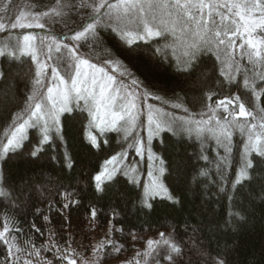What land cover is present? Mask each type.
I'll return each instance as SVG.
<instances>
[{
    "label": "snow or ice",
    "instance_id": "obj_1",
    "mask_svg": "<svg viewBox=\"0 0 264 264\" xmlns=\"http://www.w3.org/2000/svg\"><path fill=\"white\" fill-rule=\"evenodd\" d=\"M13 3L14 0H8V8L0 15V33L11 35L16 29H45L46 24L54 25L70 14L79 17V21L74 20L75 26L63 33L50 29L39 41V46L35 43V35L24 34L22 42L18 39L0 50V56L7 55L13 60L28 55L36 65L31 91L22 101L19 111L11 113V119L0 136V161L9 154L24 150L29 143L32 145L29 155L33 159L38 158L50 143H66L61 117L72 111L71 101L75 100L78 105L82 101V111L87 112L85 139L92 148L100 147L92 129L100 136L111 132L122 134L120 150L106 159L101 171L92 177L97 192H102L105 185L114 182L118 175H123L129 184L141 185L139 162H129L130 152L134 151L142 159L146 156L149 162V179L143 182V191L139 193L142 207L150 211V201L156 197L166 198L173 205L179 204V198L161 180L168 171L166 161L152 147L153 140L164 132L187 137L188 140L195 137L200 142L198 159L204 162V167L194 170L195 178H207L209 184H216L221 192L229 183L235 189L251 180L250 170L255 167L252 154L264 161V107L259 105L264 88L258 91V86L250 87L245 76L243 86L250 88L254 97L252 108L247 106L243 96L236 93L216 100L213 106L215 93L210 91L206 93L207 105L202 106L200 112L192 113L178 102L175 93V98L169 99L166 94L153 91L155 85L141 80L116 53H112L115 59L103 56L102 50H109L103 34L108 31L115 37L117 47L122 48L120 55L139 48L141 42L162 39L164 43L153 50V57L168 62L182 73L194 71L202 62L201 57L207 54L214 56L218 64L235 67L239 71L238 55L241 60L246 59L257 70L259 80L264 81V0H48L46 4L39 5L46 11L29 14L21 11L18 15L9 14ZM220 76L225 77L229 86L235 82V77L226 74L223 67ZM217 83L221 89L224 88V81L218 80ZM221 108L225 113L223 117L218 114ZM169 109H179L186 115H178ZM30 130H36V135L30 137ZM234 131L241 135L242 150L233 180L228 173L233 164ZM209 141H215V146L208 144ZM104 143L108 144V140L105 139ZM220 149L223 155L219 154ZM210 151L215 156H210ZM52 159L57 160V156L53 155ZM63 160L68 169L73 167L68 151L63 153ZM182 163L176 165L178 173ZM184 167L186 169L187 165ZM210 169L215 171L216 179ZM5 183L0 170V197L10 195L3 189ZM60 195L67 198L73 193L65 189ZM232 199L229 196V200ZM75 203L77 201L69 200L63 209ZM116 215L114 212L113 218ZM233 215L238 213L230 212L229 220ZM91 216L93 219L97 216L95 207L91 209ZM240 218L244 219L243 216ZM44 219L47 221L48 217ZM109 224H112L111 220ZM111 231L112 228L109 229ZM159 235V240L147 241L143 254L136 253L133 257L135 264H141L138 259L141 255L145 257V264L149 257L157 259L158 264L161 257L169 264H176V260L183 256L182 246L171 234ZM16 240L6 219L3 230H0V245L7 248L6 264H20V253L24 249ZM54 247L55 244L45 245L43 250L51 251ZM121 247L108 239L93 247L92 261L81 258L80 264H98L109 248L118 253ZM54 255L61 262L77 264V254L71 250V245L64 251L56 247ZM201 255L212 259L214 264H228L225 255L211 257L207 251H202ZM33 256L37 261L44 259L41 249L32 245L23 264H34ZM47 264H52V261H47Z\"/></svg>",
    "mask_w": 264,
    "mask_h": 264
},
{
    "label": "trees",
    "instance_id": "obj_2",
    "mask_svg": "<svg viewBox=\"0 0 264 264\" xmlns=\"http://www.w3.org/2000/svg\"><path fill=\"white\" fill-rule=\"evenodd\" d=\"M30 1L38 6L48 2ZM38 9L42 8L39 6ZM74 20L78 22L79 17L70 14L54 24L52 30L63 33L75 26ZM103 40L109 49L102 50L103 56L115 59L112 53H116L141 80L155 85L153 91L166 94L169 99L175 98V93L178 102L183 103L192 113L200 112L202 106L207 105L206 93L210 91L215 93L212 97L214 105L216 100L236 93L245 98L249 108L253 107L254 97L250 88H244V78L239 72L236 73L237 70L233 73L231 69L218 64L211 54L202 56V62L189 74L178 72L168 62L153 57V50L158 44L164 43L162 39L141 42L139 48L124 55H120L122 48L117 47V41L110 32L103 34ZM221 67L235 77L231 86L225 77L220 76ZM35 70L36 65L28 55L18 60L10 59L7 55L0 57V73H3L0 77V136L3 135L7 121L11 119V113L19 111L23 106L22 101L31 91ZM218 80L224 81L223 89L219 87ZM249 84L250 87L258 86V91L264 88V81L259 78L249 81ZM259 105L264 107V96ZM179 113L186 115L182 111ZM61 118L66 143H50L36 159L29 155L32 148L29 143L24 150L14 155L9 154L0 161V170L6 179L3 189L10 193L6 197H0V230H3L7 219L12 234L17 237L16 243L24 249L20 253V264H23L27 252L32 250V245L41 249V257L44 258L37 261L33 256L34 264H47V261H52V264H67L66 261L58 260L54 253L56 247L64 251L69 245L77 254V264H80L81 258L92 261L93 254L84 251L91 243V234L110 228L111 240L122 247L118 253L109 248L102 254L98 264H128L129 261L135 264L133 257L136 256L129 252L134 246L140 245L145 237H155L160 233H165L166 236L171 234L175 242L182 246L183 256L176 260V264H214L212 259L201 255L202 251H207L211 257L225 255L228 264H264V161L255 153L251 156L255 164L250 170L251 180L235 189L229 183L225 186V191L221 192L216 184H209L207 178H195L194 170L204 167V162L198 159L200 142L195 137L188 140L187 137L162 133L161 137L153 140V151L166 161L168 171L161 180L179 198L180 203L173 205L166 198L156 197L150 201L152 209L149 211L139 202V193L143 191L142 178L141 185L135 186L129 184L123 175H118L114 182L105 185L102 192L95 189L92 177L101 170L106 159L120 150L122 134L111 132L100 136L96 133L100 147L94 149L85 139L88 118L82 108L74 107ZM29 135L35 136L36 130H30ZM105 139L108 144L104 143ZM208 144L214 147L215 141H209ZM233 149V164L228 174L234 180L242 150V138L238 131L233 133ZM65 151L72 158L71 169L64 164ZM208 154L215 156L211 151ZM219 154L223 155L222 149ZM53 155L57 156V160L52 159ZM137 161L134 151L130 152L129 162ZM143 161L141 172L145 169V160ZM178 162H183L179 173L176 170ZM184 165H187L186 169ZM210 171L216 179L215 171ZM65 189L73 195L62 198L60 193ZM229 196L233 199L229 200ZM69 200L77 203L63 209V205ZM92 207L97 209L95 219L91 216ZM114 212L117 213L115 218ZM230 212L238 215H233L229 220ZM241 216L244 217L243 220ZM44 217H48V220ZM109 220L112 221L111 225ZM16 229L20 231L17 232ZM36 229L40 231L37 232ZM133 236L136 237L135 240ZM159 239L160 237L156 240ZM52 244L56 247L51 251L43 250V246ZM6 257L7 248L0 245V264H6ZM138 259L141 264H145L143 255ZM147 264H158V261L149 257ZM159 264L169 262L161 257Z\"/></svg>",
    "mask_w": 264,
    "mask_h": 264
},
{
    "label": "rangeland",
    "instance_id": "obj_3",
    "mask_svg": "<svg viewBox=\"0 0 264 264\" xmlns=\"http://www.w3.org/2000/svg\"><path fill=\"white\" fill-rule=\"evenodd\" d=\"M7 8H8V0H0V15H3L4 14V10L7 9ZM38 8H39V6L36 5L35 3H32L30 0H14V3L11 6L9 14L18 15L21 11L25 12L26 14H29V13H33V12H37V11H46L47 10L46 8H43V7H41L42 8L41 10H39ZM28 18L31 19V16H28ZM52 27H53V24L48 23V24H46L45 29H41L37 33H35V32L39 28L16 29V30H13V34H11V35L6 34V33H0V50H3L4 46L9 44L10 42L11 43H15L18 39L22 42V37H23L24 34H33V35H35V37H36V42L35 43L37 44V46H39V41L41 39L45 38L47 32L50 29L52 30ZM16 33H18L19 35H17ZM56 33H59V32H56ZM8 51H10V48L8 49ZM18 55H19V53H18ZM236 59L239 60V62H240V69H239V71H236V73L239 72L240 76L243 77L244 79H245V76H247L249 81H252V80L255 81L258 78L257 70L253 69L252 66L248 64L246 59L245 60H241L238 55H237ZM94 62H98V61H94ZM225 69H231L233 73L236 70L235 67L229 68L227 66H225ZM224 72H226V74H229L227 71H224ZM50 75H51V69L49 68L48 69V76L50 77ZM45 83H47V81H45ZM150 102L151 103H159L157 101H150ZM70 106L72 107V109L74 107L75 108H83V102L81 101L79 103V105H78L77 102L75 100H73V101H71V105ZM213 106H215V105L213 104ZM165 107H167V105H165ZM169 111H176L178 115H181V113H179V111H180L179 109H169ZM86 114H87V112H86ZM218 114L220 116L222 114L221 117H223L225 115V113H224L222 108L218 110ZM241 119H243V118H241ZM92 132H93V134L97 133L95 131V129H92ZM136 157L138 158V161L140 162L139 178L140 179L142 178L143 182H145V181H147L149 179V177H148V170H149L148 165H149V162H148L146 156L143 159L141 157H139V156H136ZM143 160H145V169H144V172H141V167L143 166V162H144ZM159 237H160L159 235L155 236V237H145L146 239H142V241L140 240L141 244L134 246V248L129 253L131 255H133V256H136L137 252H143L144 253L146 248H147V241L149 239L156 240ZM108 239H111L108 229H104V230H101V231H95L93 234H91V238H90L91 243L89 242V246L85 250L82 249V251L84 250V251H86L88 253L93 254V247L96 246V245L101 244L102 242H106ZM121 259H122V256H121Z\"/></svg>",
    "mask_w": 264,
    "mask_h": 264
}]
</instances>
